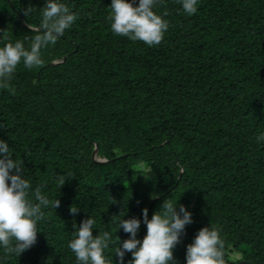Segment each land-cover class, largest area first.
<instances>
[{
	"label": "trees",
	"instance_id": "1",
	"mask_svg": "<svg viewBox=\"0 0 264 264\" xmlns=\"http://www.w3.org/2000/svg\"><path fill=\"white\" fill-rule=\"evenodd\" d=\"M43 2L0 0V46L36 34ZM63 2L73 24L41 66L18 64L0 86V139L59 204L42 209L35 244L18 257L0 251V264H76L67 242L88 215L112 234L116 264L112 247L127 237L116 221L142 209L150 218L164 199L192 216L176 264L209 225L225 264H264V0H198L191 16L158 0L168 27L153 46L112 33L110 0Z\"/></svg>",
	"mask_w": 264,
	"mask_h": 264
},
{
	"label": "clouds",
	"instance_id": "2",
	"mask_svg": "<svg viewBox=\"0 0 264 264\" xmlns=\"http://www.w3.org/2000/svg\"><path fill=\"white\" fill-rule=\"evenodd\" d=\"M157 3L158 0H110L108 19L112 33L148 46L158 45L168 23L162 14L153 10ZM179 3L182 11L191 16L198 0H179ZM31 12L32 7L23 10L25 16ZM75 19L63 0H44L39 8L38 23L31 28L36 34L30 40L25 37L0 46V86H7L18 64L22 63L25 69L41 66L42 50L54 45ZM255 139L264 142V132ZM50 203L55 209L59 201L50 202L41 193L40 186L30 185L21 161L13 157L7 142L0 139V251L5 257H18L35 244L37 223L44 218L42 209L48 208ZM76 211L70 208V212ZM94 223V218L88 215L78 226L75 222L72 224L74 236L67 242V248L76 264H109L106 252L113 244L112 234L106 229L94 228ZM116 223L117 229L127 234L125 239H118V246L112 247L116 264H176L173 249L180 243L185 226L192 223V216L178 201L173 204L164 199L150 218L147 209H142L140 218L119 217ZM141 223L145 234L138 238ZM93 229H96L95 235ZM184 248V264H225L219 230L210 225L199 228ZM126 254L131 257L127 261L124 260Z\"/></svg>",
	"mask_w": 264,
	"mask_h": 264
},
{
	"label": "water",
	"instance_id": "3",
	"mask_svg": "<svg viewBox=\"0 0 264 264\" xmlns=\"http://www.w3.org/2000/svg\"><path fill=\"white\" fill-rule=\"evenodd\" d=\"M56 63H59V62H58V61H55V62H52V63H50V64H51V65H54V64H56ZM94 161L99 162V163H103V164L109 162V161L105 160L104 158L97 157L96 153H95V155H94Z\"/></svg>",
	"mask_w": 264,
	"mask_h": 264
}]
</instances>
